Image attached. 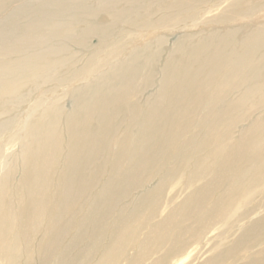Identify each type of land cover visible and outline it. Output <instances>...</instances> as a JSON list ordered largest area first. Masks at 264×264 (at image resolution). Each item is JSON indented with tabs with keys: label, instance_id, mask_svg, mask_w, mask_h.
<instances>
[{
	"label": "rangeland",
	"instance_id": "rangeland-1",
	"mask_svg": "<svg viewBox=\"0 0 264 264\" xmlns=\"http://www.w3.org/2000/svg\"><path fill=\"white\" fill-rule=\"evenodd\" d=\"M110 1L0 0V264H264V0Z\"/></svg>",
	"mask_w": 264,
	"mask_h": 264
},
{
	"label": "bare ground",
	"instance_id": "bare-ground-1",
	"mask_svg": "<svg viewBox=\"0 0 264 264\" xmlns=\"http://www.w3.org/2000/svg\"><path fill=\"white\" fill-rule=\"evenodd\" d=\"M133 1H134V3L135 2L139 3L141 0H126L125 2L127 3V7H126V9H124L121 12L115 11V9L117 8L116 6H118V1L112 0V1L107 2V3L105 2L103 4V6L100 7L99 11L102 10V11L108 13V16H110L115 23L121 22L123 19H128V21H129L128 24H132L133 21L136 22L139 20L138 19V16H139L140 17L139 23H141V21H144V24L142 26L143 29H153L154 27L158 28L161 25H163V23L167 20V17L163 16V17L159 18L157 21L152 22V20H150V19L145 20L143 18V16L140 15L139 12L136 14L132 13L133 10L129 9V8H130V6H132L131 3ZM121 3H119V4H121ZM52 6H54L56 8L55 5H52ZM194 6H197L196 3H194V0H185V1L179 3L178 8L182 9L181 12H187L188 10L195 9ZM49 8L48 7L45 8L44 5L40 7V9H47V10H49ZM133 15H136L137 18L133 19V21H130V18ZM189 18H192V17H189ZM92 28L93 27H91L90 29H92ZM55 142H56L55 136H49V138H48V144H49L48 150H51L50 144L55 147V145H54ZM50 154H52V153H50ZM6 192H7V187L0 186V197L2 196V194L5 195ZM42 192H43L42 188L36 187L35 195H37V197L40 199H43V193ZM24 215L28 216V212H24ZM11 218H13V213L11 211H9L8 214L5 215V218L0 220V256L5 255V254H9L11 256H14V254H16L18 252L17 249L12 248L11 244H7L3 240L4 234L7 233V231L9 230L8 225L12 224V220L10 221V223L8 222L9 219H11ZM29 219H34V220L38 221V218L36 217L35 214L31 215V217Z\"/></svg>",
	"mask_w": 264,
	"mask_h": 264
}]
</instances>
